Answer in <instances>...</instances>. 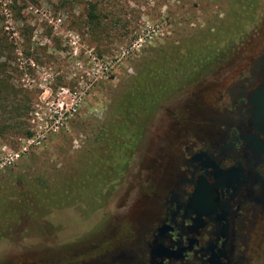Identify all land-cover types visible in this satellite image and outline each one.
<instances>
[{"label": "rangeland", "instance_id": "1", "mask_svg": "<svg viewBox=\"0 0 264 264\" xmlns=\"http://www.w3.org/2000/svg\"><path fill=\"white\" fill-rule=\"evenodd\" d=\"M0 40L12 86L32 98V136H0V264H19L96 246L131 215L152 163L177 151L166 141L173 116L202 91L230 98L251 73L264 50V0H0ZM177 47L227 49L230 60L164 109L124 172L81 189L111 168L101 133L118 97L145 61ZM58 99L78 111L47 127L46 104Z\"/></svg>", "mask_w": 264, "mask_h": 264}, {"label": "flooded vegetation", "instance_id": "2", "mask_svg": "<svg viewBox=\"0 0 264 264\" xmlns=\"http://www.w3.org/2000/svg\"><path fill=\"white\" fill-rule=\"evenodd\" d=\"M242 76L230 98L202 91L173 116L166 141L177 151L152 163L142 200L98 245L19 264H260L264 132L253 97L264 50Z\"/></svg>", "mask_w": 264, "mask_h": 264}, {"label": "trees", "instance_id": "3", "mask_svg": "<svg viewBox=\"0 0 264 264\" xmlns=\"http://www.w3.org/2000/svg\"><path fill=\"white\" fill-rule=\"evenodd\" d=\"M96 18L92 15V19ZM6 44L7 41L4 43L0 40V136L6 137L9 132L17 131L31 137L32 133L28 129L26 131L25 127L30 119L32 98L27 90H16L11 84L7 58L3 61ZM229 60L227 49L215 52L207 47H188L182 53L177 47L168 52L161 51L145 61L130 85L118 97L115 116L101 133L111 168L97 169L107 170L108 174L96 181L88 176L91 180L83 182L81 189L89 182L103 186L111 175L124 172L141 150L147 131L164 109L204 85L209 78L227 67ZM87 168L95 170L92 166Z\"/></svg>", "mask_w": 264, "mask_h": 264}, {"label": "built area", "instance_id": "4", "mask_svg": "<svg viewBox=\"0 0 264 264\" xmlns=\"http://www.w3.org/2000/svg\"><path fill=\"white\" fill-rule=\"evenodd\" d=\"M77 106L79 105L74 103L69 107L68 104L61 99L49 101L46 104V109L50 113V121H46L47 127H49L50 125L51 128L58 129L61 125L64 124L69 116H73L77 113ZM35 115L37 118L33 119V122H38V124H40L44 121L43 117H41L40 112H35Z\"/></svg>", "mask_w": 264, "mask_h": 264}, {"label": "water", "instance_id": "5", "mask_svg": "<svg viewBox=\"0 0 264 264\" xmlns=\"http://www.w3.org/2000/svg\"><path fill=\"white\" fill-rule=\"evenodd\" d=\"M253 105L255 110V121L264 132V84L254 91Z\"/></svg>", "mask_w": 264, "mask_h": 264}]
</instances>
